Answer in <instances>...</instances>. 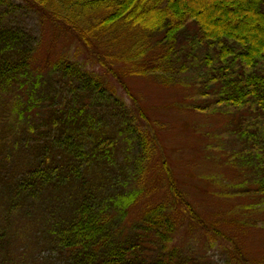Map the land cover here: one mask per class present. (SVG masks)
<instances>
[{"label":"rangeland","instance_id":"1","mask_svg":"<svg viewBox=\"0 0 264 264\" xmlns=\"http://www.w3.org/2000/svg\"><path fill=\"white\" fill-rule=\"evenodd\" d=\"M0 24L29 34L35 72L31 83L41 77L43 84L30 100L28 87H23L1 103L0 170L20 173L26 168L42 135L37 125L49 116V107H42L51 103L49 98L55 95L59 108L83 102L84 116L102 117L106 131L116 138V176L125 191L137 193L115 225L114 247L125 250L128 241L141 243L143 258L173 256L178 264H264V193H257L264 168L247 156L256 147L264 151V117L249 107L196 108H213L221 53L201 39L193 21L172 44L162 42L160 35L149 38L146 75H129L132 65L118 59L116 49L96 46L90 56L69 28L37 11L29 0H2ZM67 63L99 81L106 93L103 105L93 107L99 101L93 95L66 91L72 84L66 87L55 69ZM107 65L114 72H107ZM30 101L39 108L30 110ZM19 113L27 116L19 119ZM125 124L133 134L125 133ZM180 193L183 209L177 202ZM187 201L194 214L184 207ZM18 222L29 230L13 238L16 250L23 251L21 263L58 264L63 256L59 250L33 236L41 226L35 215L28 223L14 220V229L21 228ZM1 224L6 221L0 218Z\"/></svg>","mask_w":264,"mask_h":264},{"label":"trees","instance_id":"2","mask_svg":"<svg viewBox=\"0 0 264 264\" xmlns=\"http://www.w3.org/2000/svg\"><path fill=\"white\" fill-rule=\"evenodd\" d=\"M29 1L37 11L69 28L90 56L96 46L116 49L118 59L132 65L129 75L148 73L145 54L151 36L160 35L162 42L172 44L191 20L201 39L221 53V65L214 76L219 92L213 108H196L249 107L264 117V0ZM30 43L24 30L0 24V105L18 94L19 88L28 87V100L43 89L41 77L31 83L35 72ZM55 70L64 77L61 80L66 87L72 84L67 92L93 95L99 101L92 106L103 105L105 90L87 71L69 63ZM106 71L114 69L107 65ZM49 100L51 103L42 106L49 107V116L37 125L42 135L33 146L26 168L20 173L0 170V218L6 221V225H0V264H22L18 255L22 257L23 251L19 253V247L16 250L13 238L29 230L21 222L17 224L22 229L18 225L14 229L12 224L14 220L28 223L31 215L41 225L34 238L55 246L63 255L58 264H178L173 256L143 258L141 243L128 241L125 250L113 246L116 223L137 199V193L125 191L124 181L116 176V138L106 131L102 117L95 113L93 118L84 116L83 102L59 108L55 95ZM35 103L41 104L42 100ZM30 104L34 105L30 110L38 107ZM26 116L18 114L19 119ZM124 131L130 133L133 129L125 124ZM259 150L256 147L247 156L258 168H264V156L259 154L264 151ZM258 187L261 195L264 180ZM180 195L177 202L183 209L184 195ZM184 207L193 212L188 201ZM166 221L170 225L168 217Z\"/></svg>","mask_w":264,"mask_h":264}]
</instances>
